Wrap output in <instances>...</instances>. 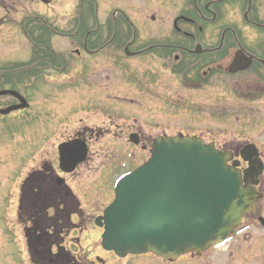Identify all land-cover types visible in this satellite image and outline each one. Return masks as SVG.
<instances>
[{"label":"flooded vegetation","instance_id":"1","mask_svg":"<svg viewBox=\"0 0 264 264\" xmlns=\"http://www.w3.org/2000/svg\"><path fill=\"white\" fill-rule=\"evenodd\" d=\"M45 1L0 0V41L23 36L30 50L28 59L1 62L0 90L18 92L27 106L19 108L12 94L0 95V108L14 106L0 120L23 112L33 122L36 112L21 85L62 80L78 85L79 102L109 116L110 124H81L60 134L57 146L78 142L87 159L88 147L111 133L120 143L127 137L129 146L149 148L157 137L151 140L137 118L160 111L172 125L160 124V137L176 128L178 136L188 134L206 121L205 131L189 135H206L207 143L229 152L243 179L258 163L261 172L257 200L223 245L231 250L120 257L100 243L88 252L73 250L89 222L101 230L95 223L102 211L87 213L80 205L63 177L74 171L47 164L30 172L16 194V221L29 256L42 264H66L69 255L73 264H259L260 243L244 244L254 221L264 230V0ZM55 39L65 43L54 46ZM149 95L160 98V107L142 102ZM113 116L120 121L112 122Z\"/></svg>","mask_w":264,"mask_h":264},{"label":"water","instance_id":"2","mask_svg":"<svg viewBox=\"0 0 264 264\" xmlns=\"http://www.w3.org/2000/svg\"><path fill=\"white\" fill-rule=\"evenodd\" d=\"M58 151L68 172L86 155L76 142L62 143ZM228 159L229 153L197 137L155 139L148 160L116 182L112 202L96 218L102 247L119 256L151 252L166 258L220 245L251 210L261 172L258 163L242 179Z\"/></svg>","mask_w":264,"mask_h":264},{"label":"rangeland","instance_id":"3","mask_svg":"<svg viewBox=\"0 0 264 264\" xmlns=\"http://www.w3.org/2000/svg\"><path fill=\"white\" fill-rule=\"evenodd\" d=\"M62 43L65 42L55 39L53 45L61 47ZM29 56L30 50L23 36H16L9 43L0 41V65L5 60L20 61L28 59ZM21 88L28 90L26 95L36 114L35 120L31 123L26 120L27 113L23 112L0 120V264H31L22 229L15 215L16 194L23 179L30 172L38 171L47 164H52L56 170L58 169L57 143L62 140L59 138L60 134L64 135V138L81 124L92 128L98 125L107 128L110 124L109 116L99 113L91 104L82 105V102H79L78 85L75 83L59 80L51 81L49 84L37 82L30 86L24 82ZM145 98L142 102L147 100L149 106L153 104V107H160L159 97L149 95ZM228 114L232 115L229 118L233 122L235 112L230 111ZM118 117L120 116H113L112 122L118 123L120 121ZM80 118L82 120L79 122ZM137 119L140 122L136 123L142 124L151 140L160 137V132L164 128H160V124L172 126L165 118L160 117V111L149 112L146 116L140 115ZM219 123L213 122L214 125ZM184 124L185 121L180 120L178 125L183 127ZM205 127L206 121H202L197 129L185 135L198 134L199 131H205ZM176 130L178 128L166 133L169 136H178ZM206 138L205 135V140ZM120 140L113 139L111 133L101 135L96 143L88 147L87 159L74 170V173L63 175L73 194L79 199L80 205L85 206L87 213L101 212L113 198L112 184L117 176L141 165L150 156V146L142 149L139 146H129L127 137L122 140L123 143H120ZM76 183L79 184L78 187L74 185ZM92 205L94 206L90 208ZM85 229L88 231L80 235L76 250L88 252V249L99 244L101 230H96L92 222H89ZM248 231L244 245H249L257 239L260 243L259 264H264V230L254 221ZM75 234L72 233V236ZM70 239L69 237L67 241ZM226 249L231 250L228 246L222 247V250Z\"/></svg>","mask_w":264,"mask_h":264},{"label":"trees","instance_id":"4","mask_svg":"<svg viewBox=\"0 0 264 264\" xmlns=\"http://www.w3.org/2000/svg\"><path fill=\"white\" fill-rule=\"evenodd\" d=\"M66 264H72V258L70 257V256H68L67 258H66ZM60 264H62V263H60Z\"/></svg>","mask_w":264,"mask_h":264}]
</instances>
